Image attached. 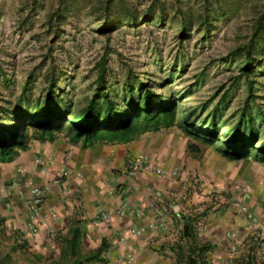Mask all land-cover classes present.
I'll list each match as a JSON object with an SVG mask.
<instances>
[{
	"label": "rangeland",
	"instance_id": "1",
	"mask_svg": "<svg viewBox=\"0 0 264 264\" xmlns=\"http://www.w3.org/2000/svg\"><path fill=\"white\" fill-rule=\"evenodd\" d=\"M99 63L114 94L141 80L174 96L179 118L190 114L202 130L215 122L219 141L189 134L188 148L214 172L228 162L220 175L224 189L212 191L213 209H222L218 195L224 196L243 214L247 232L230 234L231 242L217 247L200 235L201 221L188 216L195 231L185 235V254L206 247L205 264H244L248 257L264 264V162L230 160L220 150L237 125L244 136L254 132L257 144L264 141V0H0L3 119V108L43 100L53 76L64 91L60 97L80 110ZM5 241L0 255L8 250ZM34 252L12 260L38 264L43 255Z\"/></svg>",
	"mask_w": 264,
	"mask_h": 264
},
{
	"label": "crops",
	"instance_id": "2",
	"mask_svg": "<svg viewBox=\"0 0 264 264\" xmlns=\"http://www.w3.org/2000/svg\"><path fill=\"white\" fill-rule=\"evenodd\" d=\"M189 139L172 126L124 143L82 146L64 135L32 141L13 160L0 162V242L9 240L0 257L32 248L43 255L38 264H48L60 255L61 238L77 230L85 250L103 247L108 264L186 263L188 216L201 221V236L226 247L230 234L247 232L243 214L224 196L218 195L222 209H213L212 191L224 189L220 175L228 162L214 172L208 160L194 157ZM34 184L48 189L31 221ZM27 223L32 228L25 233Z\"/></svg>",
	"mask_w": 264,
	"mask_h": 264
},
{
	"label": "trees",
	"instance_id": "3",
	"mask_svg": "<svg viewBox=\"0 0 264 264\" xmlns=\"http://www.w3.org/2000/svg\"><path fill=\"white\" fill-rule=\"evenodd\" d=\"M106 71L103 63H99L94 89L80 110L73 111L71 101H64L60 97V93L63 94L64 91L56 84L54 76L49 81L43 100L37 99L31 105L26 98L19 102L16 109L3 108L7 116L4 119L0 116V162L13 160L34 140L52 141L62 132H65L64 136H68L72 143L88 146L103 140L124 143L145 132H156L179 124L188 134L210 141L220 140L215 122H210L202 130L194 121L189 120L190 114L179 118L178 100L171 94L166 96L151 89L149 84L141 80L137 86L127 81L122 95L114 94V90L108 89L106 85ZM255 139L254 132L250 131L248 136H244L237 125L220 148L221 153L230 160L253 157L254 160L264 162V141L257 144ZM188 231L186 223L184 232L189 236L186 233ZM70 233L71 237L61 238L60 255L52 258L48 264L107 263L102 246L85 250L78 231L70 230ZM206 249L199 247L196 256L191 249L188 264H205ZM0 264H14V261L7 253L0 257ZM244 264L253 262L248 257Z\"/></svg>",
	"mask_w": 264,
	"mask_h": 264
},
{
	"label": "built area",
	"instance_id": "4",
	"mask_svg": "<svg viewBox=\"0 0 264 264\" xmlns=\"http://www.w3.org/2000/svg\"><path fill=\"white\" fill-rule=\"evenodd\" d=\"M136 162V161H135ZM139 162V164L142 163V160L137 161ZM136 162V163H137ZM146 169H150V165H145L144 166ZM46 189H48V187H42V186H38L37 184L32 185L31 187V197L29 199L28 202V209H29V216H30V220L32 221V219H34V217L36 216L37 212L39 211V209L41 208V204L43 202V194L46 191ZM103 218H106V214H102ZM32 228L31 223H27L24 227L25 233H27V231L29 229Z\"/></svg>",
	"mask_w": 264,
	"mask_h": 264
}]
</instances>
